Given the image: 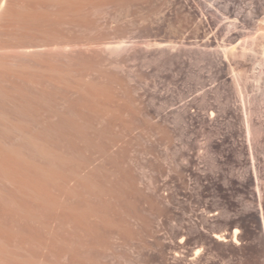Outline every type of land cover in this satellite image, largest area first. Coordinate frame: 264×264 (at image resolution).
<instances>
[{
  "label": "rangeland",
  "instance_id": "1",
  "mask_svg": "<svg viewBox=\"0 0 264 264\" xmlns=\"http://www.w3.org/2000/svg\"><path fill=\"white\" fill-rule=\"evenodd\" d=\"M105 1L0 35V143L25 175L0 168V264H264V46L230 53L263 31L233 23L255 4Z\"/></svg>",
  "mask_w": 264,
  "mask_h": 264
},
{
  "label": "bare ground",
  "instance_id": "2",
  "mask_svg": "<svg viewBox=\"0 0 264 264\" xmlns=\"http://www.w3.org/2000/svg\"><path fill=\"white\" fill-rule=\"evenodd\" d=\"M98 1H100V0H0V35L1 34H3L2 32H10L9 34H12L13 35V33L16 35V33L17 32H19V31H25V32H33V33H31V34H36V33H41V34H45L46 33V35H47V33H48V35L47 36H49V33H52V31H53V29L56 27V25L58 24V23H60V22H62V20L64 19H66V18H64V17H66L65 16V14H69V12L68 13H65V11H63V10H65V9H68V8H70V10L73 12H75V11H80L81 10V8L80 7H84V5H92V4H96ZM264 0H252V5L253 4H255V5H253V6H255V8L254 9H252V11L250 12V13H248V14H238L237 13V20H233V23H234V25L235 24H237V23H239V21H241V22H244V24H246L247 25V27L249 26V27H252L253 25H254V27H255V25H256V23L258 24V26L260 27V29L261 30H263V31H260V30H257V31H260L261 33L258 35V36H256L257 38L255 39V40H253L252 41V43H250V42H248L249 44H247L246 45V47L245 48H241V49H239V50H233V51H231L230 53L232 54V56L233 55H236L237 57H247L248 58V60H249V58L250 59H252V60H255V59H253V57H254V54L256 53L257 54V52H255V51H258V47L260 46V45H263L264 46V2H263ZM104 2H106L105 0H104ZM108 2V1H107ZM49 5H51V6H55V10H51V9H49ZM82 5V6H81ZM86 7V6H85ZM236 9V8H235ZM83 10H84V8H83ZM53 11V12H52ZM73 12V13H74ZM81 12V11H80ZM79 13V12H78ZM82 13H80V15H81ZM70 15H72V14H70ZM75 15H77L76 13L73 15V16H75ZM78 16H79V14H78ZM68 17H71V16H68ZM73 18V17H72ZM75 18H76V16H75ZM74 18V19H75ZM78 18H80V17H78ZM71 19V18H70ZM63 20V21H64ZM67 21H69L68 19H67ZM71 21V20H70ZM68 22V23H71V22H74L73 20L71 21V22ZM77 21L79 22V20L77 19ZM65 22V21H64ZM77 22V23H78ZM231 23H232V21H231ZM235 26H238V25H235ZM58 27V26H57ZM243 27V26H242ZM252 28V29H255V28ZM258 27V28H259ZM238 28V27H237ZM57 30V29H56ZM256 30V29H255ZM239 31V30H238ZM24 32V33H25ZM249 32H250V30H249ZM21 33V32H20ZM20 33L18 34V35H20ZM239 34L238 35H240V32H238ZM245 33V32H244ZM259 33V32H258ZM9 34H7L6 35V33L4 34V35H6V36H8ZM52 34H54V33H52ZM17 35V36H18ZM22 35V34H21ZM37 35V34H36ZM243 35V34H242ZM38 36V35H37ZM42 37H43V35H41ZM254 36V37H255ZM44 38V37H43ZM50 38V37H49ZM235 38V37H234ZM48 39V38H47ZM51 39H52V37H51ZM54 39V38H53ZM44 40H46V39H44ZM50 40V39H49ZM3 45V44H2ZM1 45V46H2ZM4 46V45H3ZM241 46V45H240ZM245 46V45H244ZM5 47V46H4ZM249 48V50H247ZM260 48V47H259ZM236 49H238V46L236 47ZM228 50V49H227ZM225 51V50H224ZM229 53V52H228ZM259 53V52H258ZM261 53V52H260ZM225 54V53H224ZM227 54V53H226ZM255 54V55H256ZM263 55V54H262ZM231 56V55H230ZM231 56V57H232ZM229 56H227V58H228ZM230 57V58H231ZM234 57V56H233ZM232 57V58H233ZM239 57V58H240ZM257 57H259L258 55H257ZM235 58V57H234ZM238 58V59H239ZM246 58V59H247ZM261 58V57H260ZM241 59V58H240ZM257 59V58H256ZM264 59V58H263ZM234 61V60H233ZM250 61V60H249ZM255 61H257V60H255ZM259 61V60H258ZM231 62V61H230ZM237 63H240V62H237ZM255 63V62H254ZM231 64V63H230ZM231 67H232V65H231ZM46 69H47V67H46ZM52 70V69H51ZM54 70V69H53ZM233 70V69H232ZM235 70V69H234ZM233 70V71H234ZM21 72V71H20ZM60 72V71H59ZM56 73H58V72H56ZM233 73V72H232ZM239 73V72H238ZM22 74V73H21ZM1 75V74H0ZM15 75H17V73L15 74ZM19 75V74H18ZM17 75V76H18ZM258 75V74H257ZM20 76V75H19ZM235 76V75H234ZM244 76V75H243ZM243 76L241 75V73L239 74V75H237L235 78H236V83H237V85H241V83H243V81H244V78H243ZM259 76H261V75H259ZM245 77V76H244ZM247 77V76H246ZM245 77V78H246ZM258 76H256V78H257ZM262 77H264V75L263 76H261V77H258L257 79H259V82H261L262 80H260ZM235 78H234V80H235ZM256 79V80H257ZM249 80V79H248ZM245 82V81H244ZM258 82V80H257V88H256V84H255V86H252V91H254L253 93H251L252 95H251V97H249L250 98V100L252 101V103L254 104L255 102H258V101H264V84L262 83V82H264V81H262L261 82V85L263 86V87H261ZM249 83V82H248ZM247 84V83H246ZM251 84H253V83H251ZM259 85V86H258ZM247 86V85H246ZM245 86V87H246ZM239 87V86H238ZM256 89H255V88ZM242 88H244V87H242ZM247 88H248V86H247ZM240 89V88H239ZM237 90H238V88H237ZM241 90V89H240ZM243 91V90H242ZM240 92V91H239ZM242 94H244V93H242ZM248 95V94H247ZM246 95V96H247ZM248 98V97H247ZM250 101V102H251ZM249 104V103H248ZM256 104V103H255ZM247 105V104H246ZM251 106V105H250ZM258 106V105H257ZM246 107V106H245ZM252 107V106H251ZM264 107V106H263ZM261 108V107H260ZM1 109V108H0ZM212 109V108H211ZM259 109V108H258ZM251 110V109H250ZM256 110V109H255ZM254 110V111H255ZM212 111V110H211ZM216 111V110H215ZM252 111V110H251ZM4 112V110H2V112H1V110H0V113L2 114ZM210 112V111H209ZM6 114H7V112H5ZM4 113V114H5ZM248 113V112H247ZM246 113V114H247ZM212 114H214L213 112H212ZM251 113H249L248 115H246L247 117H250V116H252V114L250 115ZM255 114V113H254ZM9 117H10V115L9 114H7ZM250 115V116H249ZM2 116V115H1ZM1 116H0V120H1ZM5 118L6 117H8V116H6V115H3ZM253 117V116H252ZM252 117H250V118H252ZM250 118H247V121H246V123H247V130H248V133H251L252 132V130H254V125H252L253 123L251 122V120L252 119H250ZM8 119V118H7ZM7 119H3V120H7ZM11 119V118H10ZM9 120V119H8ZM10 121V120H9ZM15 121V120H14ZM2 122H4V121H2ZM2 122H0V126H3V128H4V125H1L2 124ZM11 122V121H10ZM10 122H8V123H10ZM13 122V121H12ZM11 122V123H12ZM6 123V122H5ZM4 123V124H5ZM13 123H15V122H13ZM8 125V124H7ZM12 125H14V124H12ZM17 125V124H16ZM19 125V124H18ZM6 126V125H5ZM11 126V125H10ZM7 127V126H6ZM15 127H17V126H15ZM14 127V128H15ZM10 128H12V127H10ZM18 128V127H17ZM19 128H20V126H19ZM18 128V129H19ZM8 130H10V129H8ZM16 130V129H15ZM21 130L22 131H24V129L23 128H21ZM4 131V130H3ZM2 132V131H1ZM7 132V131H6ZM17 132V131H16ZM19 132V131H18ZM25 132V131H24ZM8 133V132H7ZM24 134V133H23ZM26 134H28L27 132H26ZM1 135V134H0ZM3 139V138H2ZM5 139V138H4ZM6 140V139H5ZM1 142V141H0ZM13 142V141H12ZM1 143H4V142H1ZM0 143V168H1V170H3V172H5V175L4 176H7V178H9V182L11 183V181H12V179L13 180H15L16 178L19 180V182H20V179L21 180H23L22 178H20V177H24L23 175L22 176H20V175H17V174H20V173H22V171L20 172L19 170H16V171H13V170H10V169H12L13 167L12 166H10V165H8V163H7V161H5L6 160V158L4 157L3 158V154H2V152H4L3 151V149H7L8 150V152L10 153V152H12V153H16V150H14V148H12L13 147V144H12V146L10 147V146H8V147H6L5 146V148H4V146H3V144H1ZM15 143V142H14ZM6 144V143H5ZM17 144V143H16ZM18 149V148H17ZM20 150V149H19ZM7 152V153H8ZM20 153V152H19ZM18 154V153H17ZM22 155V154H21ZM5 156V155H4ZM8 156V155H7ZM11 156V155H10ZM23 156V155H22ZM9 157V156H8ZM24 157V156H23ZM10 158L11 157H9L8 159H9V161L11 162V160H10ZM16 159H18V158H16ZM25 159H26V157L24 158V161H25ZM20 161H18V163L19 162H21V159H19ZM27 160V159H26ZM9 162V163H10ZM12 162H13V160H12ZM27 162V161H26ZM24 163V162H23ZM215 163V162H214ZM217 163V162H216ZM21 164H22V162H21ZM20 164V165H21ZM25 164V163H24ZM27 164V163H26ZM25 164V165H26ZM31 163H29V165H30ZM12 165V164H11ZM23 165V164H22ZM21 165V166H22ZM10 166V167H9ZM17 167H18V165H16ZM26 166H28V165H26ZM17 167H15V168H17ZM20 167V166H19ZM14 168V169H15ZM26 169H27V167H26ZM40 169H41V166H40ZM14 173H16L17 171H19L20 173H16V174H14ZM27 171H29V170H27ZM41 171V170H40ZM30 172V171H29ZM29 172H26V174L27 173H29ZM25 174V173H24ZM30 174V173H29ZM28 174V175H29ZM20 176V177H19ZM31 176V175H30ZM34 176V175H33ZM19 177V178H18ZM32 177V176H31ZM12 178V179H11ZM16 179V181H18ZM25 179H26V177H25ZM27 179H28V177H27ZM30 179V178H29ZM4 180H5V177H4ZM3 181V180H2ZM7 181H8V179H7ZM15 182V181H14ZM15 184V183H14ZM20 184V183H19ZM16 185V184H15ZM18 186V185H17ZM32 186H34V184L32 185ZM35 187H36V185H35ZM29 188V190H30V187H28ZM27 188V189H28ZM38 188V187H37ZM37 188H35V189H37ZM26 189V188H25ZM25 189L23 190L24 191V193H25ZM35 189H34V191H35ZM39 190V189H38ZM0 191H1V189H0ZM28 190H26V192H27ZM33 191V192H34ZM33 192H32V194H33ZM37 191H35V194H37L36 193ZM40 192H42V191H40ZM43 192H44V190H43ZM9 193V192H8ZM24 193H22V194H24ZM28 193V192H27ZM27 193H26V195H27ZM39 193V192H38ZM1 194V193H0ZM11 194V193H10ZM20 194V193H19ZM18 194V195H19ZM21 194V195H22ZM44 194V193H43ZM7 195V194H6ZM25 195V194H24ZM23 195V196H24ZM25 195V196H26ZM39 195H41V193L39 194ZM38 195V196H39ZM1 196V195H0ZM20 196V195H19ZM23 196H21L22 198H23ZM34 196V195H33ZM2 197V196H1ZM3 197H5V196H3ZM2 197V198H3ZM7 197V196H6ZM20 197V198H21ZM36 197H37V195H36ZM21 198V199H22ZM33 198V197H32ZM44 198V197H43ZM43 198H40V199H43ZM20 199V200H21ZM24 199V198H23ZM31 199V198H30ZM29 199V200H30ZM35 199H39V197L38 198H35ZM2 200H4V198L2 199ZM17 200V199H16ZM44 200H46L45 198H44ZM24 201H26V199L24 200ZM24 201H23V203H24ZM17 202V201H16ZM28 202V201H27ZM27 202H25V203H27ZM1 203V202H0ZM3 203V202H2ZM5 203V202H4ZM14 203V202H13ZM17 203H19V202H17ZM29 203V202H28ZM28 203H27V205H28ZM12 204V203H11ZM31 204H32V202H31ZM5 205H6V203H5ZM19 205H20V203H19ZM24 205V204H23ZM22 205V206H23ZM1 206V205H0ZM4 206V205H3ZM7 206V205H6ZM17 206H18V204H17ZM21 206V205H20ZM5 207V206H4ZM9 207H10V205H9ZM12 207V206H11ZM14 207H16V205L14 206ZM14 207H12V208H14ZM24 207H26L25 205H24ZM30 207V206H29ZM3 208V207H2ZM21 208H23V207H21ZM28 208V207H27ZM33 209H34V207H32ZM31 208V209H32ZM7 208H4V210H6ZM18 209V208H17ZM20 209V208H19ZM18 209V210H19ZM24 209V208H23ZM26 209V208H25ZM30 209V210H31ZM4 210H2L1 209V212L2 211H4ZM14 210H16L15 208H14ZM13 210V211H14ZM35 210V209H34ZM13 211H11V212H13ZM17 211H15V213H16ZM26 211L24 210V213H25ZM18 213H19V211H18ZM0 214H2V213H0ZM4 214V213H3ZM27 214V213H26ZM30 214V213H29ZM11 215V214H10ZM14 216V215H13ZM7 217V216H6ZM5 218V217H4ZM1 221V220H0ZM1 224V223H0ZM2 225H4V224H2ZM1 225V226H2ZM5 226V225H4ZM1 228V227H0ZM238 231H239V229L238 228H235V230H234V236L236 237V235H237V233H238ZM5 233H7L6 231H5ZM6 236V235H5ZM1 239H4V238H2V237H0ZM216 238L218 239V240H221L222 239V237H219V236H216ZM0 239V240H1ZM236 243V242H235Z\"/></svg>",
  "mask_w": 264,
  "mask_h": 264
}]
</instances>
